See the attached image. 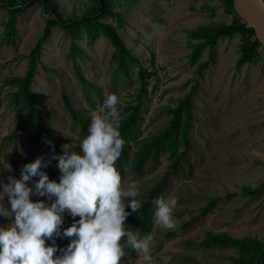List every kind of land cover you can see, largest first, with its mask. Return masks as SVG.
<instances>
[{"label":"rangeland","instance_id":"obj_1","mask_svg":"<svg viewBox=\"0 0 264 264\" xmlns=\"http://www.w3.org/2000/svg\"><path fill=\"white\" fill-rule=\"evenodd\" d=\"M30 1L34 0H12L24 10L15 15L14 31L10 32L9 39L6 36L10 31L9 10L0 8V180L5 184L14 174V149L17 179L21 178L20 169L36 159L32 155L34 132L26 122L27 111L22 112L23 127L17 129V107L9 102L16 88L7 83L25 76L28 55L42 36L46 21L52 18L43 10L41 2L24 4ZM54 1L60 20L65 21L91 12L93 4V0ZM111 2L113 11L125 21L117 30L119 37L148 72L154 71L157 75L149 86L152 101L144 118L143 137H155L168 127L171 116L165 110L175 108L180 99L192 95L194 104L187 163L181 167L179 178L172 180L166 194L178 200L174 212L178 225H190L178 229L173 239L160 246L166 233L174 230H165L155 223L150 233L151 264H230L234 251L205 244L207 237L264 239V189L256 197H227L243 187L254 189L264 182V52H260L256 61L237 70L236 62L243 44L241 37H221L203 50L195 64L190 63L189 55L197 42L189 39V31L229 25L233 21L234 16L226 12L219 0ZM101 21L115 24L108 17ZM79 45L83 56L75 64L67 57L69 38L62 29L53 27L41 50L37 73L30 86L45 125L66 138L72 147L80 145L87 133L72 123L64 97L74 108L93 115L101 113L109 94H117L121 105L131 101L138 87L136 84L129 90H113L111 81L116 59L109 41L100 37L88 45L82 34ZM202 65L200 74L197 68ZM75 66L82 77L100 91L101 98H94L93 108L86 105ZM16 129L17 136L13 137ZM170 164L167 155L161 157L157 167L142 178L134 176L127 168L124 189L135 182L140 193L136 199L142 201L146 192L169 171ZM2 191L0 188V203L10 208ZM130 200L125 198V204ZM211 200L219 202L212 212L201 218L202 209ZM11 222L0 216V227ZM129 264L148 262L138 255Z\"/></svg>","mask_w":264,"mask_h":264},{"label":"trees","instance_id":"obj_2","mask_svg":"<svg viewBox=\"0 0 264 264\" xmlns=\"http://www.w3.org/2000/svg\"><path fill=\"white\" fill-rule=\"evenodd\" d=\"M41 2L43 10L52 16L45 23L42 36L38 39L35 46L28 55V69L24 77L13 78L7 83L16 88L10 94V104L17 107L15 112L16 128L23 127L22 112L27 111L26 122L29 128L34 132L32 155L36 158L44 156L45 161L49 159L52 154L49 144L45 141H51L55 146V155H63L64 145H67L66 150L69 152H81L80 145L70 146L68 140L61 135L54 133L45 125V120L42 118L40 108L36 103L34 94L30 86L37 73L36 66L41 55V50L44 43L52 33L53 27H58L63 30L64 36L70 40V51L67 57L76 64L77 60L83 56V51L79 45L82 34L87 38V44L92 45L94 41L103 37L114 47V58L116 59V67L112 77V88L116 91L118 88L129 90L138 84L136 93L133 95L131 101L119 105L121 112V120L119 131L122 138L125 140V145L122 150V155L117 161L116 167L120 171L122 178L125 177L126 169L129 168L131 174L138 178H142L148 171L157 167L159 158L168 156L171 161L170 169L166 172L159 182L151 187L145 194L141 202V208L137 213L127 210L131 214L126 220L125 227L136 232L143 237L150 234L154 227V213L156 205L153 200L158 197H166L172 180L179 178L181 167L187 163L186 151L190 148L189 128L192 119V110L194 108L192 95L180 99L175 108L166 109L165 113L171 116L168 127L159 135L152 138L143 137L144 118L151 104V95L149 86L152 78L157 75L154 71L148 72L147 67H144L141 60L131 52V50L124 44L118 35L117 30L125 23L123 17L112 9V0H93L91 12L86 15L70 21L60 20L58 16V5L54 0H34ZM34 1L25 2L32 3ZM225 6L228 14H232L233 21L229 25H222L218 27H199L194 31H189V39L197 43L193 44L192 52L189 55L191 64H195L203 54L206 47H211L221 37L240 36L242 41L241 55L237 59L236 69L240 68L246 63L256 61L260 52H264L261 44L254 36L252 29L246 28L245 23L238 17L234 8L232 0H219ZM7 7L9 10L8 27L10 31L7 33V39L10 38V32L14 31L15 15L24 10L21 5L15 6L12 0H0V8ZM56 16V17H55ZM108 17L114 21V25L107 22H102L101 18ZM153 66V64H152ZM204 65L198 66V73H202ZM75 75L79 79L82 87V93L86 105L93 108L96 104V99L101 98L99 89L93 87L78 70L74 67ZM155 87V85H154ZM91 91L93 93H91ZM65 107L72 118V123L79 126V128L88 134V127L91 122L92 115H87L85 111L74 108L71 103L64 97ZM17 129L13 131V137L17 136ZM16 149H14L12 156V163L14 165L13 178H16ZM58 161L52 160L47 168L42 169L46 172L51 180L59 182L61 173L57 167ZM147 170V171H146ZM38 181L33 178L29 182V187H34V183ZM264 189V182L256 188L243 187L239 191L232 192L227 195L228 198L245 197L248 195L259 196ZM37 200H44L46 198L34 196L33 202ZM218 200H211L201 211V218L206 217L218 204ZM77 220L79 217L76 218ZM65 223L61 227V231L71 226L74 222L72 217L65 213ZM190 223L179 225L173 232L166 233L160 246L173 239L178 229L181 230ZM71 242L70 238L62 237L56 239V246L58 248H65ZM124 242V241H122ZM51 245V241L46 242ZM125 243V251L127 256L124 258V264L131 263L138 253L132 249L130 245ZM207 245L217 246L222 249H232L235 257L230 259V264H264V239L257 240L252 237H244L240 239L231 238L228 236L207 237L204 241ZM60 253L57 252V255Z\"/></svg>","mask_w":264,"mask_h":264},{"label":"clouds","instance_id":"obj_3","mask_svg":"<svg viewBox=\"0 0 264 264\" xmlns=\"http://www.w3.org/2000/svg\"><path fill=\"white\" fill-rule=\"evenodd\" d=\"M119 104L118 95L109 94L101 113H93L88 134L80 141V153L69 152L64 145L63 155L57 156L55 146L46 140L52 152L47 161L39 156L20 169V179L9 176L6 184L0 180L10 205L5 208L0 203V216L12 221L0 227V264H124V242L151 264V235L141 237L125 227L131 214L125 208L137 213L141 202L136 199L140 193L135 182L125 190L116 167L125 145L119 131ZM52 160L58 161V183L42 170ZM35 177L38 181L29 187ZM32 196L46 198L47 202H33ZM125 198H131L128 205ZM153 203L154 222L165 230H176L177 198L161 196ZM65 213L74 222L62 232ZM62 237L71 242L58 248L56 239Z\"/></svg>","mask_w":264,"mask_h":264},{"label":"water","instance_id":"obj_4","mask_svg":"<svg viewBox=\"0 0 264 264\" xmlns=\"http://www.w3.org/2000/svg\"><path fill=\"white\" fill-rule=\"evenodd\" d=\"M233 8L246 28L252 29L264 49V0H232Z\"/></svg>","mask_w":264,"mask_h":264}]
</instances>
